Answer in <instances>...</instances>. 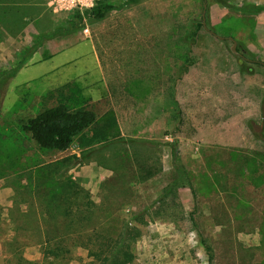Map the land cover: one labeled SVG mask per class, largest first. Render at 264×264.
Here are the masks:
<instances>
[{"label":"rangeland","instance_id":"1","mask_svg":"<svg viewBox=\"0 0 264 264\" xmlns=\"http://www.w3.org/2000/svg\"><path fill=\"white\" fill-rule=\"evenodd\" d=\"M103 1L115 10L99 21L44 0L0 18V219L63 189L139 230L129 264H264V190L218 163L252 151L264 170V11H242L264 0ZM57 105L96 123L64 152L41 150L20 123ZM87 262L78 248L68 264Z\"/></svg>","mask_w":264,"mask_h":264},{"label":"trees","instance_id":"2","mask_svg":"<svg viewBox=\"0 0 264 264\" xmlns=\"http://www.w3.org/2000/svg\"><path fill=\"white\" fill-rule=\"evenodd\" d=\"M33 0H0V18L6 21H16L25 14L26 7L32 6ZM139 0H129L131 4ZM223 7L231 5L229 0H216ZM115 10L111 4L103 0H94L93 6L83 14L74 12L78 21L83 16L93 20H102L106 14ZM243 12L259 14L264 7L246 4ZM202 19L195 23L191 36L202 30ZM96 123V116L90 110H68L63 105H57L41 111L35 116L20 123L22 132L29 135L36 146L45 151L64 152L72 144L74 138L83 135ZM218 161L222 169V177L239 171L240 180L248 179L251 186H261L264 190V170L256 173L262 167V153L231 150ZM261 156V157H260ZM233 158L235 161L225 158ZM220 159V158H219ZM233 165L230 172L227 167ZM37 182L40 190L43 178ZM236 179H234L235 181ZM242 184V183H241ZM77 188V187H76ZM210 188V187H208ZM75 186L68 184L67 190L73 191ZM240 189H243L240 186ZM236 188L229 194H234ZM75 195H78L75 193ZM65 195L64 190L51 191L41 195L36 192L33 199L36 203L22 199L14 202L7 218L0 219L7 223V234L1 236L6 264H68L74 250H86L88 262L85 264H129L132 260L131 245L139 237L140 232L135 227H129L127 221H111L106 217L96 218L97 209L81 196ZM241 200V199H240ZM25 208L22 209L21 206ZM243 206H249L243 204ZM122 225L118 227V225ZM264 235V234H263ZM37 247L40 260L29 261L23 258L22 249ZM9 258V259H8Z\"/></svg>","mask_w":264,"mask_h":264},{"label":"built area","instance_id":"3","mask_svg":"<svg viewBox=\"0 0 264 264\" xmlns=\"http://www.w3.org/2000/svg\"><path fill=\"white\" fill-rule=\"evenodd\" d=\"M44 2L53 12H84L94 4V0H44Z\"/></svg>","mask_w":264,"mask_h":264},{"label":"water","instance_id":"4","mask_svg":"<svg viewBox=\"0 0 264 264\" xmlns=\"http://www.w3.org/2000/svg\"><path fill=\"white\" fill-rule=\"evenodd\" d=\"M203 15H204V11H203V13H202V19H203ZM202 25H203V22H202ZM211 35H213L214 37H216L213 33H211V32H209ZM218 38V37H217ZM229 40L232 42V47H231V52L234 54V55H237L236 54V52H235V43H234V41L233 40H231L230 38H229Z\"/></svg>","mask_w":264,"mask_h":264},{"label":"crops","instance_id":"5","mask_svg":"<svg viewBox=\"0 0 264 264\" xmlns=\"http://www.w3.org/2000/svg\"><path fill=\"white\" fill-rule=\"evenodd\" d=\"M212 9H213L214 12H217L218 8L217 7L216 8L212 7Z\"/></svg>","mask_w":264,"mask_h":264}]
</instances>
